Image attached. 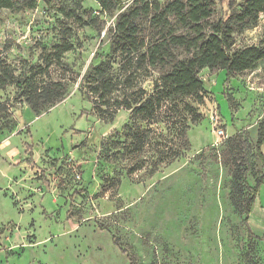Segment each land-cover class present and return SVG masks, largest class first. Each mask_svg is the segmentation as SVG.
<instances>
[{
  "label": "rangeland",
  "instance_id": "1",
  "mask_svg": "<svg viewBox=\"0 0 264 264\" xmlns=\"http://www.w3.org/2000/svg\"><path fill=\"white\" fill-rule=\"evenodd\" d=\"M132 1L124 0L125 6ZM216 1L213 20L229 15V1L241 2ZM54 2L0 10V57L17 73L60 40L63 24L74 25L81 42L65 54L64 70L52 68L54 79L68 83L66 96L39 114L14 100V86L0 89L1 99L13 104L12 127L0 131V264H130L132 253L136 264H264V234L254 233L250 216L244 221L249 189L239 207L231 199L229 144L246 132L253 186L263 172L256 141L264 118V61L232 75L203 69L205 101L197 104L203 118L188 129L184 155L153 172L156 141L174 137L166 116L152 125L157 131L142 153L112 154L106 142L123 130L131 111L98 109L83 86L85 74L110 52L117 10L102 13L96 0H84L95 29L67 20L52 9ZM234 35V48L261 45L262 23ZM159 76L154 70L140 86L151 93ZM218 128L226 138H218ZM135 164L144 167L128 174ZM257 198L264 208V184Z\"/></svg>",
  "mask_w": 264,
  "mask_h": 264
},
{
  "label": "trees",
  "instance_id": "2",
  "mask_svg": "<svg viewBox=\"0 0 264 264\" xmlns=\"http://www.w3.org/2000/svg\"><path fill=\"white\" fill-rule=\"evenodd\" d=\"M96 1L100 12H117L110 52L85 74L83 86L98 109L113 107L131 111L130 121L123 130H115L106 142L112 154L142 153L153 141L150 132L157 131L152 125L166 116L174 128V137L156 141L157 155L152 168L155 172L160 164L184 155L190 144L188 129L203 118L197 106L205 101L200 72L205 68L225 69L232 75L253 69L264 61V40L261 45L234 48L236 30L261 22L264 31V0H241L237 5L229 1V15L217 20H213L216 0H133L128 6L124 0ZM83 3L84 0H55L52 9L76 25L97 29L96 18L85 15ZM37 6L38 0H0V10L20 11ZM74 28L72 24H63L60 40L49 48L44 47L39 62H27L22 72L17 73L12 64L0 57V89L14 86V100L27 103L36 114L62 100L68 83L62 78L54 79L52 68L64 70L65 54L81 47ZM154 70L160 76L148 93L140 86V78L150 77ZM119 91L121 94L116 96ZM12 106L0 96V131L12 127L7 122ZM229 144L235 162L231 199L239 207L241 195L245 188L249 189L244 218L248 223L264 184V118L256 141L263 172L253 186L248 184L247 176L252 170L254 153L246 132L241 130L231 136ZM143 167L135 164L128 174ZM114 181L116 178H112L111 182ZM120 181L118 178L117 183ZM251 234L255 235L252 231ZM130 264H136L135 253L130 254Z\"/></svg>",
  "mask_w": 264,
  "mask_h": 264
},
{
  "label": "crops",
  "instance_id": "3",
  "mask_svg": "<svg viewBox=\"0 0 264 264\" xmlns=\"http://www.w3.org/2000/svg\"><path fill=\"white\" fill-rule=\"evenodd\" d=\"M258 199V198H257ZM252 220L253 231L257 228L260 234H264V208L261 207L260 203L256 201L254 209L250 214ZM254 233H257L254 231ZM259 235V233H257Z\"/></svg>",
  "mask_w": 264,
  "mask_h": 264
},
{
  "label": "built area",
  "instance_id": "4",
  "mask_svg": "<svg viewBox=\"0 0 264 264\" xmlns=\"http://www.w3.org/2000/svg\"><path fill=\"white\" fill-rule=\"evenodd\" d=\"M216 134L220 139L227 137L226 132L223 128H218V130H216Z\"/></svg>",
  "mask_w": 264,
  "mask_h": 264
}]
</instances>
